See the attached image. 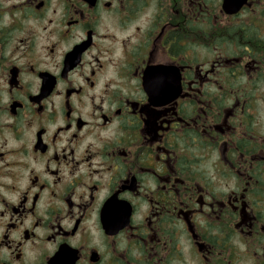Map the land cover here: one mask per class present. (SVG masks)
<instances>
[{"label":"flooded vegetation","instance_id":"flooded-vegetation-1","mask_svg":"<svg viewBox=\"0 0 264 264\" xmlns=\"http://www.w3.org/2000/svg\"><path fill=\"white\" fill-rule=\"evenodd\" d=\"M186 247L264 264V0H0V264Z\"/></svg>","mask_w":264,"mask_h":264},{"label":"rangeland","instance_id":"rangeland-1","mask_svg":"<svg viewBox=\"0 0 264 264\" xmlns=\"http://www.w3.org/2000/svg\"><path fill=\"white\" fill-rule=\"evenodd\" d=\"M184 252L185 253H184V257L183 258L187 260L186 263L187 264H194L193 260H192L193 257H195L193 252L191 253L187 247L185 248Z\"/></svg>","mask_w":264,"mask_h":264},{"label":"water","instance_id":"water-1","mask_svg":"<svg viewBox=\"0 0 264 264\" xmlns=\"http://www.w3.org/2000/svg\"><path fill=\"white\" fill-rule=\"evenodd\" d=\"M153 93H155V92H153Z\"/></svg>","mask_w":264,"mask_h":264}]
</instances>
